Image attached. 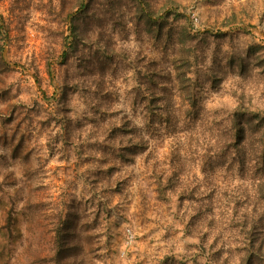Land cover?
I'll use <instances>...</instances> for the list:
<instances>
[{
    "label": "rangeland",
    "instance_id": "374dc122",
    "mask_svg": "<svg viewBox=\"0 0 264 264\" xmlns=\"http://www.w3.org/2000/svg\"><path fill=\"white\" fill-rule=\"evenodd\" d=\"M0 264H264V0H0Z\"/></svg>",
    "mask_w": 264,
    "mask_h": 264
},
{
    "label": "built area",
    "instance_id": "2783aa9c",
    "mask_svg": "<svg viewBox=\"0 0 264 264\" xmlns=\"http://www.w3.org/2000/svg\"><path fill=\"white\" fill-rule=\"evenodd\" d=\"M131 232H129V235H128V239L130 240V241H132V234H130Z\"/></svg>",
    "mask_w": 264,
    "mask_h": 264
}]
</instances>
